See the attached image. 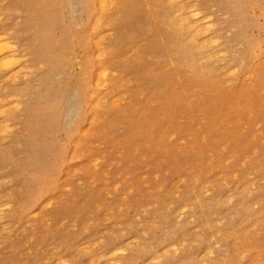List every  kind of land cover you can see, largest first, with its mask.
<instances>
[{
    "label": "rangeland",
    "instance_id": "rangeland-1",
    "mask_svg": "<svg viewBox=\"0 0 264 264\" xmlns=\"http://www.w3.org/2000/svg\"><path fill=\"white\" fill-rule=\"evenodd\" d=\"M176 1L0 0V264H264V0Z\"/></svg>",
    "mask_w": 264,
    "mask_h": 264
},
{
    "label": "bare ground",
    "instance_id": "bare-ground-1",
    "mask_svg": "<svg viewBox=\"0 0 264 264\" xmlns=\"http://www.w3.org/2000/svg\"><path fill=\"white\" fill-rule=\"evenodd\" d=\"M175 1H176V0H175ZM104 2H105V1H104ZM172 3H173V2H172ZM174 3H175V2H174ZM176 3H177V1H176ZM182 7H184V6H182ZM180 8H181V7H180ZM180 8H179V9H180ZM185 8H186V7H184L183 10H185ZM192 9H193V8H192ZM183 10H181V11H183ZM179 11H180V10H179ZM192 11H193V10H192ZM186 12H189V11H186ZM177 14H179V13H177ZM180 14H181V13H180ZM189 14H191V13H189ZM192 14H193V13H192ZM192 14H191V15H192ZM185 16L187 17V15H185ZM185 16H182L181 18H183V17H185ZM189 16H190V15H189ZM192 17H193V16H192ZM192 17H191V19H192V20H195V19H193ZM188 18H189V17H188ZM188 18H185V19L187 20ZM178 19H179V18H178ZM185 19H184V20H185ZM200 19H201V18H200ZM180 20H181V19H179V21H180ZM186 20H185V21H186ZM192 20H191V21H192ZM177 21H178V20H177ZM187 21L189 22V20H187ZM198 21H199V20H198ZM194 22H195V21H194ZM199 22H202V21H199ZM180 23H181V22H180ZM180 23H179V24H180ZM192 24H193V23H192ZM200 24H201V25H200ZM200 24H199L198 26H204V27H205V24H203V22L200 23ZM202 24H203V25H202ZM184 26H185L186 28L188 27L187 24L184 25ZM198 26H197V24H196V26H192V27L195 29V27H198ZM204 27H203V31H202V32H207L208 30H211L210 28H212V27H209V29L207 30L206 28H208V27H206V28H204ZM198 28L201 29L202 27H198ZM187 29H190V25H189V28H187ZM191 29H192V28H191ZM194 29H192V30H194ZM196 29H197V28H196ZM204 29H206V30H204ZM201 30H202V29H201ZM195 31H197V30H195ZM193 32H194V31H193ZM199 32L201 33V31H199ZM195 33H196V32H195ZM195 33H194V34H195ZM192 34H193V33H192ZM202 34H203V33H202ZM198 35H199V34H198ZM197 37H198V36H197ZM201 37H202V36H201ZM3 38H4V37H3ZM193 38H194V37H193ZM4 41H5V40H4ZM4 41H3V43H5V44H6V42H8V41H5V42H4ZM0 44H1V43H0ZM7 45H8V43H7ZM9 45H10V44H9ZM1 47H2V48H1ZM1 47H0V53L3 54V53H2V50L4 51V50H6V48H8V47H6V46H1ZM9 47H10V46H9ZM10 48H11V47H10ZM7 50H8V49H7ZM12 54H13V53H12ZM3 56H4V55H3ZM12 58H13V57H12ZM5 59H7V58H5ZM0 60H1V59H0ZM3 60H4V58H3ZM5 62H6V61H4L3 64H4V66H5V64H6V66H7L9 63L7 64V63H5ZM11 62H12V61H11ZM15 62H16V61H15ZM9 66H10V65H9ZM20 70H21V69H20ZM9 75H10V74H9ZM104 75H105V74H104ZM96 76H97V75H96ZM5 78H6V77H5ZM4 100H5V99H4ZM1 110H2V109H1ZM3 113H4V112H3ZM113 251H114V250H113ZM113 251H112V252H113ZM115 251H116V249H115ZM115 251H114V252H115ZM120 251H121V250H120ZM123 252H124V251H123Z\"/></svg>",
    "mask_w": 264,
    "mask_h": 264
}]
</instances>
